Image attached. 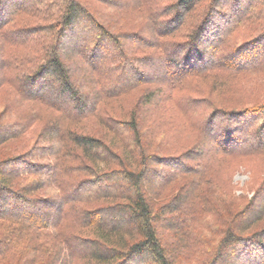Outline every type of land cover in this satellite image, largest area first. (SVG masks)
<instances>
[{
  "label": "trees",
  "instance_id": "16d2710c",
  "mask_svg": "<svg viewBox=\"0 0 264 264\" xmlns=\"http://www.w3.org/2000/svg\"><path fill=\"white\" fill-rule=\"evenodd\" d=\"M148 1L0 0V264H236L224 262L236 254L264 264L259 192L242 205L213 163L188 167L178 138L194 120L176 119L183 82L213 80L190 106L199 117L198 105L214 108L200 126L217 133L203 159L264 157L262 81L261 95L239 109L212 97L218 78L264 67V0ZM220 1L228 10L216 25ZM132 13L137 25L119 26ZM80 19L90 29L66 54L61 41L78 40ZM125 95L129 103H110ZM259 185L264 191V174ZM43 207H55L52 218L19 216Z\"/></svg>",
  "mask_w": 264,
  "mask_h": 264
},
{
  "label": "rangeland",
  "instance_id": "374dc122",
  "mask_svg": "<svg viewBox=\"0 0 264 264\" xmlns=\"http://www.w3.org/2000/svg\"><path fill=\"white\" fill-rule=\"evenodd\" d=\"M162 1L163 0H150V2L148 1V5L151 8H154L156 4L162 7V6H167L168 4L173 2V0H167L164 3ZM253 1L254 0H244L243 6L247 7ZM207 3L208 4L206 5V2H204L202 6L207 8V6H209V0H207ZM22 4L24 3L22 2ZM227 7L228 5L225 6L223 2L221 1L218 2L216 7V9L218 10V14L215 16L216 25L223 24L222 20H224V18L222 15L225 14V12L228 10ZM137 22L138 20L137 18L134 17L133 13L131 15L124 14L122 18H119V26H124V27L129 26L131 29H133L137 25ZM74 28L76 29L77 33L80 35L78 40L73 41V40L65 39L64 41H61L60 44V49H62L66 54L73 53L76 48H79L83 45L84 38L87 36L88 31L90 29L88 24H86L81 19L78 20V23L75 25ZM205 47L207 51V59H209V52L214 47V45L208 42L207 44L205 43ZM263 47L264 44H260L259 51H262ZM108 49L109 47L106 46V42H104V44L100 48L101 56L99 60L103 58L102 55ZM225 59H229V57H225ZM131 66H133V64H130L126 68L128 69ZM253 66H254L252 67L253 69L249 70V72L234 73L226 78H218L216 82H222V83L219 86L215 85L216 91H214L212 96L215 102L224 104L228 109L230 108L239 109L244 104H246V102L249 103V101H253L258 96H260L262 89L261 81L264 84V67L261 68L262 67L261 64H256ZM144 72L145 71H143L141 67L138 69V73H140L141 75L145 74ZM46 81H47L46 85L51 84L49 80L46 79ZM212 84H214L213 80L210 81L207 79L201 80V77H189L187 80L183 82L182 86L186 90H188L184 98L185 102L183 104L185 110L183 109L180 110L178 113L176 112V119L180 120L181 118H186V117L188 118L192 116L194 121L192 124L188 123V127L184 129V132L178 138L181 145L184 146L182 150L179 149V147L173 140L172 142L176 144L177 148L179 149V154H181V157H188L189 163L186 164L191 169L198 168L204 165H208L207 168H209V166L213 163L215 165L214 168H216L218 171L217 178L222 181V187L226 181H229L228 183L229 187L226 188L225 190L228 193L234 191V195L240 198V200L242 201V205L247 202H251L254 199V195L256 196L257 191L259 192V193L257 192L258 193L257 198H259L258 200L260 201L259 203L264 204V191L258 189L259 186H261L259 185V183L262 175L264 174V171L262 170L264 168V157H256L255 155L253 156L245 155L242 153L243 151H241L239 152V155L237 157L234 155H229L222 159H216L215 161L212 162L211 160L205 161L206 159H203L204 157L209 158L210 148L212 147L209 140H211L212 142L214 138L217 137L216 135L217 133L209 132L207 130L206 132L203 131L202 133H200V126L204 121V119L207 117V115L212 110H214V108L206 107L205 105L200 107V105H198L197 106L198 109L196 110H204V114L201 115V117H199L197 114H194V112L190 110L191 108L190 106L193 104H197L198 101L200 100L199 97H202L200 92H205L207 88L213 86ZM195 87H196V92H192L191 90H194ZM149 88L151 89L152 87ZM45 91L49 92V89L48 90L45 89ZM192 98H197V99L193 100ZM130 100H131L130 95H125L123 97L120 98L118 97L112 100L110 103L118 102V103L127 104L130 102ZM60 102L61 105H63L64 107L67 104L66 98L60 99ZM82 106L83 109H87L89 106V102L86 101ZM186 110H189V113ZM260 122L261 120H259L257 125H259ZM217 125L218 123H216L214 127H216ZM222 126L223 125H220V127ZM240 127L243 133L248 131V127H246L245 125H241ZM97 128L102 129V127L100 128L97 127ZM251 142H252L251 144L257 143L256 140H252ZM258 143L260 146H264V139L262 141H259ZM230 145L234 146L236 144L231 143ZM253 147L254 146H247V148L244 149L245 146L243 144L240 145L237 144V147L235 148H239L240 150L244 149L250 151L252 150ZM6 169L9 173L20 170L18 166L16 167L10 166L7 167ZM41 171L50 172L49 169H41ZM162 174L164 173L162 172ZM156 177H160V174L158 176L153 171H148L147 173L148 180L157 182L158 179L156 180ZM231 188L233 189L232 191L230 190ZM82 190L79 191V194L81 193ZM192 190H194L193 192L195 193L198 192V190L194 188V186L192 187ZM210 195L216 199L218 192L215 193L212 190H210ZM216 202H219V199H216ZM251 208L253 210L249 209L248 211V213L250 214L252 211L255 210L254 207ZM18 211L20 213L19 215L20 217L29 218L31 216L32 218L37 220H45V219L47 220L53 217V214L55 212V207H49V208L43 207L39 215L31 214V210L27 208ZM100 217L102 219L103 216H99V218ZM114 218H116V221H120V219L117 216L116 217L114 216ZM263 238L264 237H262V239ZM254 252L255 251L250 252L252 254L251 256H254ZM257 255L260 254L257 253ZM235 256H236V260L233 261L232 259L231 260L229 259V260H225L224 262H228V263L235 262L236 264H243L242 261L238 260L237 257L238 254H236ZM259 260H261L260 263H263L264 258H259ZM254 261L255 259L252 260V262Z\"/></svg>",
  "mask_w": 264,
  "mask_h": 264
}]
</instances>
